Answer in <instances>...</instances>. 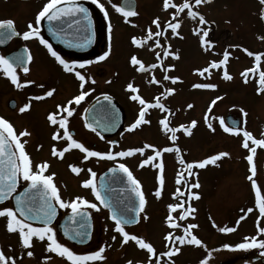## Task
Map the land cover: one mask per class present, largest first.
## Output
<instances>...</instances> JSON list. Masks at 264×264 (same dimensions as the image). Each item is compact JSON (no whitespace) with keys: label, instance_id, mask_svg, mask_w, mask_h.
<instances>
[{"label":"rangeland","instance_id":"1","mask_svg":"<svg viewBox=\"0 0 264 264\" xmlns=\"http://www.w3.org/2000/svg\"><path fill=\"white\" fill-rule=\"evenodd\" d=\"M121 1H115L116 8ZM135 1L137 15L130 17L118 15L107 3L106 20L103 22L101 17L99 30L101 38L105 33L107 37L108 30H112V41L107 44L111 56L104 66L105 93L121 108L127 118V127L138 118L141 108L137 101L130 98L134 94L152 104L159 98L168 110L159 108L151 113L146 118L149 123L138 127L136 139L132 140L129 136L122 139L127 142L125 145L129 146L130 141L133 146L143 148L145 153L143 157H138L139 171H136L147 205L141 213L139 224L128 232L151 243L155 254L141 249L135 242L123 243L106 219L97 221L99 229L92 248H105L104 264H128L129 261L131 264H161V261L162 264H201L202 261H207V264H261L253 263L254 259H260L261 250L236 248V245L246 242L242 236L254 228L247 220L237 224L243 215H234L233 211L244 207L246 215L249 207L245 205L251 198L248 177L252 175V166L247 156L251 155L253 143L249 140V148L243 150V132L251 133L254 139H264V89L262 94L259 92V74L264 71V55L259 62L255 60V55L264 54V5L260 0H211L200 5H196L195 0H188L192 10L203 15L207 21L200 24L199 17L187 15L188 9L183 12L172 7L165 9L164 0ZM184 2L169 0L177 8ZM33 13L22 12L14 0H0V20L11 19L23 27L24 21L31 19ZM157 18L160 28L153 23ZM169 22L180 23L177 34H173L168 27ZM149 29L153 33L163 32V35H153L148 39ZM202 30L208 31L206 38ZM134 37L142 44H133ZM204 39L211 43L203 44ZM156 41H159V45ZM245 49L253 55L249 56ZM225 51L229 53L226 64L212 68V62L221 61ZM132 56L144 64V71L138 70L139 65L131 64ZM153 64L157 67L152 68ZM205 68L208 71L200 75L198 70ZM246 70L251 71L247 76L242 75ZM225 71L231 79L225 78ZM166 76L170 79H165ZM171 78L178 79L174 83ZM3 82L5 80L0 73V117L2 113H7L4 109H7L6 100L10 97L2 96V88L6 87ZM129 84L138 92L132 93L127 87ZM195 84H214L216 87L196 88ZM12 88H6L7 92H12ZM169 89L174 91L169 92ZM33 115L30 110L21 121H30ZM228 116L239 120V134L224 131L220 120L223 119L228 126ZM205 117H209L212 124L209 130L205 128ZM163 119L169 121V128L177 129L175 140L171 138L173 134L162 127L160 121ZM193 121L196 122L195 126L192 125ZM181 126L188 128L190 135ZM253 147L256 148L253 156L256 174L252 179L264 185V146H259V149L257 145ZM120 148L107 145V151L112 149L118 152ZM162 148H172V154L162 153ZM156 151L161 152L158 160L149 167H140L144 158L155 155ZM220 153L228 155L219 156ZM212 156L219 158L204 169L200 168L198 176L194 175L195 162ZM161 162L164 164L163 185L159 179L160 169L155 165ZM188 164L194 166L189 170ZM182 170H185V175ZM197 183L199 187H194ZM157 191L161 192L159 197L155 195ZM196 193L203 199L198 204L194 202ZM170 205L182 207L172 210ZM189 208L194 211L183 214L184 219L175 213L179 209L186 212ZM170 215L177 227L170 226L167 220ZM223 219L228 223L224 228H232L233 231L218 230L217 224ZM189 225L197 226L190 228L189 233L201 238L202 246L189 243L180 246L175 239L182 235L190 239L191 236L184 231ZM169 234L172 237L170 240L166 239ZM175 248H179V251H173ZM167 252H172V255H166Z\"/></svg>","mask_w":264,"mask_h":264},{"label":"flooded vegetation","instance_id":"2","mask_svg":"<svg viewBox=\"0 0 264 264\" xmlns=\"http://www.w3.org/2000/svg\"><path fill=\"white\" fill-rule=\"evenodd\" d=\"M115 1L116 0H98V3H93V0H76L77 4H80L88 9L92 16L93 23H88V21L86 22L82 20L79 23H75L74 26L73 23H65V19L62 21H54V23L51 24L62 29L61 34L57 36L49 32L50 23H46V19L43 20L39 25H35L34 23L38 12L42 10L47 0H14V2L19 4L20 10H22V12L34 11L31 19L24 21V28L18 25V23H15L16 30L20 33H23L24 31L28 30L27 25L30 22H32L35 27H39L40 33L44 39H46L53 46V49L65 61L72 65V71L65 70L64 67L51 55L47 48L39 42L38 38L34 37L25 41L22 36L15 37L6 47H0V55L5 57L21 48L24 50L27 49L28 51L26 54L30 53L33 57L31 62L27 63V67L29 68L28 73L25 74L21 67L17 68L19 81L23 85L21 88H17L11 82L10 78L7 77L2 70H0L1 75L5 80L3 85L6 84V87L2 88V96H10L8 97L9 99L6 100L7 109H4V111L7 113H2L1 117L12 123L17 134L24 130H27V132L30 133L28 136L21 137V141H26L25 150L31 157L34 170H37V165H40L44 162L48 163L49 167L47 168L45 175L54 174V182L60 190L62 199L69 201L75 199L76 197H81L87 199L90 202L97 203L100 208L99 211L90 208L86 209L90 215L89 221H91V237L90 242L87 245L82 246L73 244L62 236L61 232L59 231V225L65 219L69 218L71 211L70 209H61L57 205V216L54 219V223L50 226L56 231V238L58 242L69 247L78 255H88L94 251H98L97 248H92L93 239L97 230L99 229L97 224L98 220L106 219L109 221L113 231L118 236V239H122V235L114 230L115 223L110 219L109 212L102 205H99V201L96 200L92 189L90 187L83 186V181L91 178L89 169L96 173L95 182L97 187L100 189L101 177L109 169L114 167L118 168V165L121 163L125 164L137 179V171H139L137 159L139 156L143 157L145 155L144 152L143 154L135 152L130 156L117 157L115 160L102 159L98 157H89L88 159H84L85 154L76 148H71L69 151L65 152L63 158H59L52 154L53 147H55L57 150H63V148L67 147L69 143L66 139H53L54 133L60 132L61 135L63 134V129L60 128L58 124L53 125L48 120V116L53 113L58 114L57 119L60 118V114L67 117L69 133L74 139L83 143L90 150L100 152L111 151L112 153H116L112 151V149H108L107 151V145L121 147L120 151L138 148L137 146H133L130 141L129 146L125 145L127 142L122 141L123 137L125 136H129V138L132 137V140H134V138L136 139V133L140 125L135 129L130 130V126L135 122L136 119L131 123L130 126L127 127V118L123 113L124 116L122 127L112 134H107L105 127L106 119L104 101L103 104L101 103V100L106 96V76L104 66L107 58L111 56L107 44L110 42V37H113V35L112 30L109 29L107 37L105 33L104 38H101L99 23H101L102 19L103 22L106 20L105 8L107 7V3L110 4L109 7H112L114 11L116 10ZM99 5H103V9ZM116 13L121 15V13L117 10ZM69 25H71V27ZM89 40L90 42H88ZM61 43H63V45ZM105 53H108L107 56H105ZM101 56H105V58L103 60L99 59ZM81 64H83L84 67H80ZM76 72H80L81 75L85 76L83 89L80 87L81 81L75 75ZM27 81H31L32 83H26ZM11 86L13 87L12 92L8 93L6 88H10ZM49 90H54L53 95L50 97L46 95V92ZM81 91H88L89 94L83 101H81L79 105L73 103L69 106L68 101L79 95ZM36 96H41L43 98L35 99L34 97ZM97 100V111L95 113H91L89 117V119L93 121L96 119L99 121L98 130L93 132L89 127L86 126V124H88L87 114L91 105ZM146 103L152 104L150 102ZM26 104H30V107L24 112H20V108L24 107ZM58 106L60 107L58 108ZM64 107H70L74 109L73 115L68 117L66 112H62ZM141 107L143 106L141 105ZM30 110H32L34 113V115L30 117V121H21V119H24V114L28 115ZM157 110H159L158 107H149L146 111L145 120L147 117L151 116V113L156 112ZM204 119L206 120L205 128L208 130L211 129L212 124L211 121H209V117H205ZM209 125H211V127H209ZM253 145L251 146L253 147ZM164 149L165 148L161 149L162 153H167V155L172 154V151L166 152ZM257 149H259L258 145ZM158 158L159 157H157L155 161H152L143 167H149V165L154 164ZM199 162H202V160L195 162L194 175L197 176L200 173V167L196 166ZM211 164L213 163H209L207 165ZM70 165L76 166L82 169V171L77 174L72 171ZM250 165L252 166V164ZM184 172L182 170V174L185 175ZM253 180H255L257 187L261 189V195H264V185H262L260 181L256 179ZM248 185L251 198H249V201L245 206H248L249 209L252 210L246 211L245 215L243 212L244 207H242L241 209H237V212L233 211V214H237L238 216L243 215V218H241L240 222L237 224L247 220L251 227L255 229V231L253 229L249 234H244L242 236L244 241L252 237L264 239V234H262L259 230L261 227H264V216H261L259 213V207L256 203V190L252 186V180L248 182ZM27 186L28 182L23 181L21 178L17 187V193L23 191V189ZM196 195H198L199 198H196V201L194 202L198 204L202 202L203 199L201 200V195L199 193H196ZM3 204L14 207V200L9 199ZM145 204L147 205V200ZM2 207L3 205H0V209H2ZM175 213L179 217H182V215L185 214V212H182L181 209ZM197 218H199V213ZM7 219V217H0V250H2L7 257L15 259L16 264H71V262L68 261L66 257H61L57 253L47 251V238L44 241H41L37 237H33L32 247L25 248L22 245L21 237L19 236L18 232H9L7 230ZM33 224L36 227L43 226L42 224ZM226 226H228V223L225 219H223L222 222H218L217 224L218 230ZM133 228L134 227H125V230L128 232ZM198 239L202 241L201 238ZM133 243L134 241L130 240L126 244ZM197 246H202V242ZM28 251L33 252L32 257L27 255ZM102 255L104 257L105 253ZM260 256L261 257H258L260 259H258L256 263L264 264V255ZM104 261L105 259H98L95 261H85L84 264H104ZM162 263L163 261H161V264ZM9 264H11V261H9ZM146 264H149V262H146Z\"/></svg>","mask_w":264,"mask_h":264},{"label":"snow or ice","instance_id":"3","mask_svg":"<svg viewBox=\"0 0 264 264\" xmlns=\"http://www.w3.org/2000/svg\"><path fill=\"white\" fill-rule=\"evenodd\" d=\"M202 2H211V0H195L196 5H200ZM93 3H98V0H93ZM260 3L264 5V0H260ZM103 9V5H99ZM163 7L168 9L169 7L176 8L178 12H183L185 9H188L187 15L193 18L199 17L200 24H206L207 21L205 20L203 15H200L198 12L192 10L191 4L188 0H185L183 4H181L178 8L175 4H170L169 0H164ZM116 10L121 12L125 17L135 16L137 13L132 10H126L124 7H117ZM82 14L85 20L90 22L89 11L86 7L77 4L76 0H47L44 4L42 10H40L35 18V25H39L43 20L47 19L50 22L49 32L53 35L59 36L61 34L62 29L55 27L51 24L54 21H62L68 17H75L77 15ZM175 19V16L173 17ZM77 23H79L77 21ZM153 23L160 28L159 19H155ZM71 27V25H69ZM168 27L172 29L173 34H177V29L180 28L179 22H169ZM26 31L20 33L16 30L15 22L11 19L0 20V44H4L6 41L11 40L13 37H20L27 41L31 38H38L39 42L43 44L47 50L51 53V55L64 67L65 70L72 71V65H70L67 61H65L54 49L53 46L46 40L40 33L39 27H35L32 22L27 25ZM203 37L208 36V31L202 30ZM199 34V33H198ZM162 36L163 32L157 31L153 33L149 29L148 39H151L152 36ZM90 42V40L88 41ZM132 43L135 45H141L142 41L133 38ZM157 45H159V41H156ZM203 44H210L211 42L204 39L202 40ZM207 50V49H205ZM28 50L25 49L23 51L16 52L11 57H5L0 55V70L10 78L11 82L17 87L21 88L23 85L19 81V77L17 75V68L22 67L23 72L26 74L29 72V68L26 66L28 62H31L33 57L31 54L25 53ZM248 52L249 56H252L253 53L245 49ZM108 53H105L107 56ZM168 53H165L167 55ZM159 55V54H157ZM264 54H257L255 55V60L259 62L261 60V56ZM105 56H101L99 59L103 60ZM229 59V53L225 51L223 53V59L219 62H212V68H219L221 65L226 64ZM131 64L136 66L139 65V71H144L145 66L144 64L136 57H131ZM80 67H84L83 64ZM152 68H156L157 65L153 64ZM200 75H204L205 72L208 71V68L203 70H198ZM248 71L246 70L245 73L242 75L247 76ZM75 75L81 81L80 87L81 89L84 88L85 76L81 75L80 72H76ZM224 76L226 79H231V76L228 75L227 71L224 72ZM165 79H170V77H165ZM175 83L178 78H171ZM155 80V78H153ZM159 82V81H155ZM26 83H32L31 81H27ZM259 84L261 89H264V71L260 72L259 74ZM128 89L131 90L132 93H137L138 89L135 88L132 84H129ZM194 87L196 88H215L216 85L214 84H195ZM54 90H49L46 92L47 96H52ZM169 92L174 91L173 89H169ZM89 94L88 91H81L79 95L75 96L72 100L68 101V105H72L75 103L79 105L81 101L85 99V97ZM35 99H42L41 96L34 97ZM133 101H138L141 107L138 118L135 122L130 126V130L135 129L137 126L149 123V121L145 120L146 111L149 107H158L163 109L164 111H168L164 104L160 102V99L157 98L155 104H148L144 99H142L139 95H132L130 97ZM106 100L110 101V97L105 96ZM220 99V97H217ZM215 104V101H213ZM30 107V104L24 105V107L20 108V112H24ZM60 106H58L59 108ZM114 108V105L112 106ZM188 107H192L189 105ZM74 109L70 107H64L62 112H66L67 116L70 117L73 115ZM110 111V110H109ZM243 111V110H241ZM57 113L50 114L48 116V120L53 125H59L60 128L63 129V134L61 135L60 132H56L53 135V139H66L69 143L67 147L63 148V150H57L53 147L52 154L59 158H63L65 152L69 151L71 148L79 149L81 152L85 154L84 159H88L89 157H98L102 159H109L115 160L117 157H126L130 156L135 152H139L143 154V148H136V149H129L127 151H119L116 153L109 152H100L90 150L86 147L83 143L79 142L78 140L74 139L73 136L69 133L68 130V120L67 117L60 114V118L57 119ZM99 123V121H97ZM163 125L164 129L170 131L172 135V139L175 140L176 136L175 133L177 131L176 128H169V121L167 119H163L160 121ZM196 122L193 121L192 125L195 126ZM220 124L224 126V131L229 133H236L239 134L240 129L227 126L225 125V121L223 119L220 120ZM93 132H96V128L92 126V124H86ZM107 128V126H105ZM184 127V126H181ZM211 127V125H209ZM184 131L190 135V131L188 128L184 127ZM30 135L27 130L21 131L19 134L16 133L14 126L10 123L7 119L0 117V205H3L2 209H0V217H7V230L9 232H18L19 236L21 237L22 245L25 248L32 247V238L37 237L39 240L44 241L47 238V251L57 253L61 257H66L71 264H84L85 261H95V260H102L104 259L103 253L105 251L104 247H100L98 251H94L88 255H78L74 251H72L69 247L65 246L64 244L58 242L56 238V231L50 226L52 221L57 216V205L61 209H70L71 215L69 216V221L72 225H76L73 228H65V236L69 239H79L81 241L84 240L85 237L89 236L87 228L90 227L88 221L90 219L89 213L86 209H95L97 211L100 210L97 203H93L88 201L87 199L76 197L75 199L65 201L61 198L60 190L56 186L54 182V174L45 175L47 168L49 167L47 162H44L40 165L36 166L37 170H34L33 163L31 160L30 155L25 150V142L21 141V137ZM244 148H249L248 141L251 140L254 145L264 146V139H254L252 134L244 131ZM149 147H152L149 145ZM164 151L171 152L173 151L172 148H165ZM252 155L247 156V160L250 164H252L251 173L248 177L249 180H252V186L256 190V203L259 207V213L261 216H264V195H261V189L257 187L255 180L252 179L253 176L256 174V167L253 164V156L256 153V148L252 147L250 149ZM228 153H220L219 156H227ZM161 156L160 151H156L154 156H150L149 158L145 159L141 163V167L155 161L157 157ZM218 156H212L210 159H205L202 162H199L198 167L204 168L209 163H215L218 159ZM161 172L160 175V184L163 185V163H159L156 165ZM194 165L188 164L187 167L190 170ZM72 171L75 173H79L82 169L70 165ZM113 174H116L118 171L122 172L127 177V185L130 187L128 191L130 195L126 198L127 203L124 200L120 199L119 197L114 198L110 195L102 194L101 190L97 187L95 182L96 173H91V178L88 180L83 181L84 187H90L95 195L97 201H99V205H102L104 208L110 210V218L115 223V231L122 235V242L127 243L128 241H134L141 249H146L148 253L155 254V249L151 243L145 242L143 238H140L136 235L130 234L125 230V225L136 222L134 217H131L129 213H136L137 216L139 212L143 211L146 200L142 191V186L140 181L136 179L130 169L123 163L114 167L109 170ZM23 181L28 182V186L23 189V191L17 193V187L20 182V179ZM113 183L123 182L122 178L117 179L116 176H113ZM179 183V180L177 181ZM194 187H199V184L193 185ZM179 191V189H177ZM15 194V195H14ZM132 194L139 199V207L137 208L134 205ZM157 197L161 195L160 191L155 193ZM198 199L199 196L196 195ZM14 200V207L8 206L3 204L4 201L7 200ZM170 209L175 210L177 207H182V205H170ZM252 209H248L251 211ZM194 211L193 209L189 208L185 215L188 212ZM147 217H145L146 219ZM184 217L182 216L181 219ZM243 218V217H242ZM171 227H177L178 225L172 223V216L170 215L167 218ZM31 221L40 222L43 226L36 227ZM196 225H189L188 228L185 229V233L190 235L191 238L187 240L189 244L200 245L201 241L195 236L189 233L190 228H195ZM260 232L264 234V227H261ZM220 231L222 232H231L233 231L232 228H221ZM70 233H72L70 235ZM115 240V236L112 237ZM166 239H172L171 234H169ZM182 245L186 242L184 236L175 237ZM225 247H228L225 245ZM236 248L245 250V249H260L261 254L264 255V239H257L256 237H252L250 239H246V242L240 243L236 245ZM173 251L178 252L179 248H175ZM166 255L171 256L172 252L165 253ZM27 255L29 257L33 256L32 251H28ZM16 264L15 259L7 257L5 253L0 250V264ZM131 264V261L128 262ZM201 264H207V261H202Z\"/></svg>","mask_w":264,"mask_h":264},{"label":"water","instance_id":"4","mask_svg":"<svg viewBox=\"0 0 264 264\" xmlns=\"http://www.w3.org/2000/svg\"><path fill=\"white\" fill-rule=\"evenodd\" d=\"M121 7H124L126 10H132L135 11L136 10V1L135 0H122L121 1ZM89 16H90V22L88 20H85L83 15H77L75 17H68L65 18V23H73V25L75 26V23L80 22L82 20L84 21H88V23H93L92 21V16L89 12ZM46 23H50L47 19H46ZM54 23V22H51ZM92 27V26H91ZM15 38V37H13ZM12 38V39H13ZM11 39V40H12ZM6 41L4 44H0V47H6L9 42L11 41ZM76 43V42H75ZM63 45V43H61ZM24 49L21 48L18 51H23ZM16 52L9 54L7 57H11L13 56ZM25 56H27V54L25 53ZM6 57V58H7ZM27 66V64H26ZM22 68V67H21ZM102 104L104 101V106H105V125L107 126L106 128V133L107 134H112L114 132H116L117 130H119V128L122 127L123 124V113L121 111V109L119 108V106H117L113 100L110 98L109 100H106L105 98H103L101 100ZM114 105V108L112 107ZM98 108V100L96 102H94L91 107L89 108L88 114H87V122L92 124L93 127L96 128V130H98V123H97V119L95 121L89 119L91 113H95L97 111ZM110 110V111H109ZM227 123L231 126V127H235L238 128L240 123L239 120L234 119L233 116H228L227 117ZM112 169V168H111ZM110 170V169H109ZM107 171L100 179V190L102 192V194L105 195H110L111 197L114 198V202H115V198L119 197L120 199L124 200L125 203H127V197L130 195L128 188L130 187L129 185H127V177L122 173V172H117L116 174H113L110 171ZM116 176V178L119 180L122 178L123 182H117V183H113V176ZM132 198H133V202L134 205L138 208L139 207V199L138 197H135L134 194H132ZM6 201H4L3 203H5ZM109 212V216L111 215L110 210L106 209ZM140 213L137 214L136 213H129V215L131 217H134L136 222L134 223H130L125 225L126 227H134L136 226L139 221H140ZM32 223H36V224H41L40 222L37 221H31ZM54 223V220L52 221V224ZM90 227L87 228V231L89 233V236L85 237L83 241L79 240V239H69L67 236H65V228H73L76 227V225H72L71 222L69 221V219H65L60 225H59V231L61 232L62 236L64 238H66L68 241H70L73 244L76 245H82L85 246L90 242V237H91V221H88ZM72 233H70L71 235ZM258 259H254L253 261L256 262Z\"/></svg>","mask_w":264,"mask_h":264}]
</instances>
